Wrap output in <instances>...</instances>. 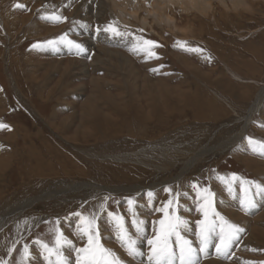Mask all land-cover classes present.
<instances>
[{"label": "rangeland", "instance_id": "1", "mask_svg": "<svg viewBox=\"0 0 264 264\" xmlns=\"http://www.w3.org/2000/svg\"><path fill=\"white\" fill-rule=\"evenodd\" d=\"M126 1L131 11L138 0ZM171 1L167 0L171 4L167 9L175 17L176 29L147 15L145 10L151 9L147 2L137 3L141 9L138 14L147 18L143 26L129 16H125L129 23L122 22L118 10L110 5L112 1H104L112 12H107L108 18L98 26L117 19L134 31L144 29L146 38L163 45L156 49L159 59L146 61L142 53L129 50V41L99 34L111 43L109 51L129 61L122 64L111 59L104 67L95 61L99 50L77 56L68 48H32L34 43L65 32L69 39L82 44L80 30H75L81 27L73 24L77 18L69 16L81 0L67 4L52 0L37 6V0H0V122L11 128L0 130V157H6L0 171V260L17 264L23 244L28 243L32 252L30 264H43L32 241L41 238L51 242V228L57 219L61 230L82 246L83 242L72 236L75 220L69 219V214L99 211L105 197L109 198L108 210L123 215L133 235L126 201L134 198L137 214L146 222L144 237L151 236L152 221L160 213L145 207L147 193L154 194L153 206H160L169 198L165 188L180 192L179 214L189 221L191 229L184 235L198 247L194 233L200 216L195 211V193L190 187L198 182L215 192L216 210L245 229L231 249L235 253L232 259L217 258L210 246L208 256H201L200 264L264 261V251H260L264 250V199L258 198V207L245 213L239 204L238 183L234 198L215 179L217 174L235 173L264 183V156L253 153L246 140L252 137L264 141V100L257 111H249L264 90V0H250L246 5L239 0H210L213 6L207 15L184 0ZM181 1L183 7L179 5ZM17 2L27 8H14ZM121 3L124 0H115L116 5ZM56 9L67 15L68 22L52 24L39 18L44 11ZM15 15L31 19L14 23ZM81 17L76 21L96 31L98 26L91 17L85 13ZM176 40L186 41L203 52L174 47ZM68 66L71 68L66 69ZM152 68L158 71H150ZM96 80L110 99L93 95L92 82ZM124 81L137 84L134 94L121 85ZM233 138L239 140L234 142ZM153 184H159L158 188L152 190ZM84 185L88 186L80 187ZM136 188L142 190L136 193ZM19 206V210L10 212ZM238 217L246 218L249 225L243 226ZM98 223L102 243L126 264H148L144 237L137 244L143 255L128 257L117 244L106 213H100ZM16 241L19 243L9 256L7 249ZM253 248L258 251H249ZM65 251L70 264H74L75 253Z\"/></svg>", "mask_w": 264, "mask_h": 264}, {"label": "snow or ice", "instance_id": "2", "mask_svg": "<svg viewBox=\"0 0 264 264\" xmlns=\"http://www.w3.org/2000/svg\"><path fill=\"white\" fill-rule=\"evenodd\" d=\"M69 5H64L68 7ZM150 8L151 5L149 4ZM14 8L24 10L27 5L17 2ZM43 8L46 10L48 5ZM39 18L52 24H63L68 22V17L63 15L59 9L48 12L44 11ZM73 24H79L81 28L86 27L79 21H73ZM106 33L110 38L129 41L131 44L130 51L136 54H143L144 59H159L156 49L163 47L158 41L146 38L144 29H131L128 25H121L117 19H111L102 26L96 28V32ZM58 46H64L75 55L80 56L87 53L83 44L69 39L68 33L65 32L53 39H48L42 43H34L33 49L48 47L58 50ZM174 47L194 53H202L203 49L191 47L186 41L176 40ZM86 58L91 59V56ZM208 59V57H204ZM157 72L158 69H150ZM0 130L11 131L8 124L0 122ZM248 145L253 153H259L264 156V141L256 140L252 137H246ZM214 171V170H213ZM215 179L222 184L227 190L229 196L235 198L236 185L240 193L239 204L241 210L245 213L250 212L258 207V198L264 199V183L254 180H248L233 173L229 176L219 175ZM195 193V211L199 213L200 218L195 221V237L198 247L194 246L193 241L189 240L184 233L191 231L189 221L179 214L181 204L179 202L180 192L173 193L171 188H165L164 191L169 194V198L161 203L160 206H153V193H147V204L145 207L152 208L160 217L152 221L153 232L151 236L144 237L145 220L141 219L136 211L137 201L134 198L127 199V212L130 216L131 229H134V235L126 225L123 215L118 212L109 211L107 208L108 197L99 205V211L85 213L83 211H73L69 214V219L75 220V230L72 232L77 240L82 241V246H77L73 239L61 230V221L57 219L51 228L52 240L46 242L44 239L37 238L32 244L39 249V255L43 258V264H70L69 256L65 250L75 253L74 264H126L117 253L102 243L101 226L98 223L100 213H106L108 223L112 226L115 240L128 257H139L143 255L137 247L138 240L144 237L147 240V261L148 264H200L201 256L207 257L209 247L215 249L217 258L232 259L235 253L231 252L237 241L240 240L241 234L245 232L243 227L227 220L215 208V192L210 186H202L198 182L190 185ZM184 193V196H187ZM83 208V205L81 206ZM47 223V221H45ZM16 241L7 249V254L12 255L15 250ZM249 251H258L249 249ZM264 251V250H260ZM32 252L28 243H24L20 250V260L17 264H30ZM0 264H9L7 260H0ZM241 264H264V261L245 260Z\"/></svg>", "mask_w": 264, "mask_h": 264}, {"label": "bare ground", "instance_id": "3", "mask_svg": "<svg viewBox=\"0 0 264 264\" xmlns=\"http://www.w3.org/2000/svg\"><path fill=\"white\" fill-rule=\"evenodd\" d=\"M36 1V0H34ZM48 1H52V0H37L36 2V6L37 5H41V4H44V3H47ZM74 0H64V3L67 4V3H72ZM104 1L106 0H81V3L79 4L78 7L74 8L73 12L71 11V15H69L70 17H73V18H77L76 20H79V18L83 19L81 17V14L85 13L86 16H89L88 18L90 19L91 17V20L93 19L95 21V24H100L102 23V20L105 19V18H108L110 12H112V10L110 9L109 5L106 4ZM112 1V9L113 10H118L117 11V15L119 16L118 18L122 21V22H125L127 23L128 21L125 19V16H129L131 17L132 19L140 22L143 26L147 24V18L146 17H141L138 12L141 10L139 8L140 5H138L137 3H140L139 0L136 1V4H133L134 6H132L134 9H132L131 11L128 10L127 8L129 7V1H126L124 0V3H121V4H118L116 5L115 4V0H111ZM131 1V0H130ZM133 1V0H132ZM140 1H143L144 2H147L148 4L151 5V9L150 10H145V12L147 13V15L149 16H152V17H155L157 19V22H163V23H166L167 25H172L175 29H176V26H175V17L171 14L170 10L167 9V7H169L170 5H168L166 1L164 2H161L160 0H152L150 2H148V0H140ZM178 2V0H175ZM186 4H188L190 7H193V8H197L198 11L200 12V14L202 13L203 15H207V13L210 11L211 7L213 6V3L212 1L210 0H184ZM234 1V0H233ZM238 1V0H237ZM241 3L240 4H248L250 3V0H239ZM54 2V0H53ZM52 2V3H53ZM60 3V1H58ZM172 2L171 0H168V3ZM235 2V1H234ZM59 3H56L57 5ZM109 3V2H108ZM173 3H175L173 1ZM233 3V2H232ZM179 5L181 7L184 6L183 4V1H181L179 3ZM202 5V6H201ZM237 5V4H236ZM233 6H235V4H233ZM94 7V8H93ZM109 7V8H108ZM184 10L188 11L190 9H186L184 8ZM213 10V9H212ZM144 11V10H143ZM61 12V11H60ZM64 12V11H63ZM107 12L109 13L107 15ZM116 12V11H115ZM62 13V12H61ZM8 15V14H7ZM36 15V14H35ZM12 16V15H11ZM67 16V15H66ZM19 16L18 15H15L14 16V23H16L17 21L18 22H22V23H25V22H28L30 21L31 19V16H26V17H22V18H18ZM74 20V21H76ZM70 21V20H69ZM120 21V22H121ZM85 22V21H84ZM129 23V22H128ZM84 24V23H83ZM174 24V25H173ZM24 25V24H23ZM77 25V24H75ZM93 25V23H92ZM96 26V27H97ZM93 29V27H92ZM171 29V28H170ZM76 32H78L80 30V36H82V39H81V42L82 44H84L83 46L86 47L87 50H99V53H96L95 55V58H96V63H101L104 67H106V63H111V59H115L117 60V62L119 61L120 63L122 64H126V63H129V61L121 56L120 54H116V53H113L109 50H111V46L110 44H108L106 41H104V36L102 35V39H101V35L99 34H104L102 31L100 33H98L97 35H92V33L96 32H92L90 29L84 27V28H80V29H75ZM82 30V31H81ZM178 30V29H177ZM186 30V29H185ZM47 32L50 31V30H46ZM90 31V32H89ZM97 33V32H96ZM187 33V31H186ZM95 34V33H94ZM185 35V34H184ZM76 36V35H75ZM77 37V36H76ZM110 38V37H109ZM109 40V39H108ZM111 41V40H110ZM79 42V41H78ZM113 42V41H112ZM50 50H53L52 48H49ZM58 50H68L67 48H65L64 46H58ZM56 50V51H58ZM55 51V50H54ZM103 57V58H102ZM94 58V59H95ZM102 59H106V61H103ZM31 62V61H29ZM27 62V63H29ZM76 63V62H75ZM73 64V63H72ZM72 64H69V65H72ZM100 64V65H101ZM99 65V64H98ZM125 66V65H124ZM191 66V65H190ZM83 67V65H82ZM132 67V66H131ZM67 68H71L70 66L66 67ZM120 68V67H119ZM118 68V69H119ZM66 69H64V72H66ZM130 69V68H129ZM126 71V69H124ZM123 71V70H122ZM129 71V70H128ZM133 71V70H132ZM135 71V70H134ZM133 71V72H134ZM128 73V72H127ZM134 74V73H133ZM144 84V83H143ZM92 85H93V95L95 96H99L101 98H104V99H110L109 95H106L104 94L101 90H100V86H102L101 84H99V81L96 80V82H92ZM108 85V84H107ZM123 87L126 88V90L129 92V93H132L134 94L135 90L137 89V84H128L126 81H124V83L121 84ZM120 85V87H121ZM164 90L167 91V93H169V91L167 90V88L165 87ZM161 94L160 92H156V94ZM162 95V94H161ZM120 96V95H119ZM133 96V95H132ZM165 96V95H164ZM163 97V96H162ZM264 100V90H261V92L259 93V95L256 97V100L254 102V104L252 105L251 109L249 111H251V114L254 113L255 111H257V109L259 108L260 104L262 103V101ZM188 102V101H187ZM186 102V103H187ZM190 103V102H189ZM168 105V104H167ZM95 111V110H94ZM97 112V110H96ZM98 113V112H97ZM249 118V117H248ZM250 120V119H249ZM248 120V121H249ZM246 127V126H245ZM57 129V128H56ZM246 128L243 129V132H242V135L244 133ZM234 139V138H233ZM239 140V138H235L234 139V142H237ZM75 141V140H74ZM202 152V151H201ZM201 154V153H200ZM206 154V153H205ZM198 158V157H197ZM6 157H0V171H2V168L5 166L4 164V161ZM156 160H158L159 162V159L158 158H154ZM154 159L153 162L155 161ZM151 160V161H152ZM161 160V159H160ZM249 160V159H248ZM196 161V160H195ZM156 162V161H155ZM161 162V161H160ZM161 164V163H160ZM254 164V163H253ZM191 163L187 166H185V168L181 171L180 173V177L182 175H184L186 173V171L188 170V168L190 167ZM246 165V164H245ZM38 166V165H37ZM160 167V166H159ZM254 167V166H253ZM256 167H258L256 165ZM254 169V168H253ZM255 169H258V168H255ZM260 171V170H259ZM178 177V176H177ZM173 181V180H171ZM169 184V183H168ZM75 186V185H74ZM88 185H84V186H80L81 188L83 187H87ZM159 186V184H153L152 186H150V188L152 190H155L157 189ZM149 188V189H150ZM107 189V188H106ZM106 189H103L106 190ZM113 190V189H111ZM142 189L140 188H136L134 190V192H140ZM94 192V191H93ZM58 194V192H56V195ZM31 202H34V199L33 200H30ZM21 206H19L18 208L16 207L14 210H11L10 212L12 211H16V210H19ZM5 216V215H3ZM235 217H237L238 215H234ZM6 217V216H5ZM1 218V217H0ZM4 218V217H3ZM6 219V218H5ZM12 220V219H11ZM238 221H241L243 226L247 227L249 225V221L245 218H242V217H238L237 219ZM5 222V221H4ZM28 234V233H27ZM253 234V233H252ZM254 237V236H253ZM71 256V255H70ZM206 264V263H205ZM207 264H223L221 262H218V261H210L209 263Z\"/></svg>", "mask_w": 264, "mask_h": 264}]
</instances>
